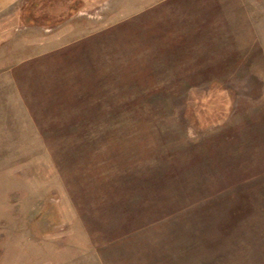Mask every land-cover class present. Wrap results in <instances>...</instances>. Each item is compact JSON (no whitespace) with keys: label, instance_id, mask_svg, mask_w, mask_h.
<instances>
[{"label":"rangeland","instance_id":"obj_1","mask_svg":"<svg viewBox=\"0 0 264 264\" xmlns=\"http://www.w3.org/2000/svg\"><path fill=\"white\" fill-rule=\"evenodd\" d=\"M27 1H0V264H264V0Z\"/></svg>","mask_w":264,"mask_h":264},{"label":"trees","instance_id":"obj_2","mask_svg":"<svg viewBox=\"0 0 264 264\" xmlns=\"http://www.w3.org/2000/svg\"><path fill=\"white\" fill-rule=\"evenodd\" d=\"M33 0H28L27 1V5H25V6H29V5H31V2H32ZM74 1V0H73ZM40 2H42V0H34V2L33 3H35V4H40ZM72 7V6H71ZM71 9H73V10H71ZM71 9H69V11H68V14H70L71 12H73V13H75V9L74 8H71ZM28 11V10H27ZM28 13V12H27ZM33 24V23H32ZM212 103H208V105L207 106H209L210 108L212 107ZM208 109V108H207ZM213 112H212V114L211 115H214V113H215V110H212Z\"/></svg>","mask_w":264,"mask_h":264},{"label":"crops","instance_id":"obj_3","mask_svg":"<svg viewBox=\"0 0 264 264\" xmlns=\"http://www.w3.org/2000/svg\"><path fill=\"white\" fill-rule=\"evenodd\" d=\"M0 1H2V0H0ZM75 3H76L75 0L74 1L73 0H69L68 10L72 8L71 6H75L76 5Z\"/></svg>","mask_w":264,"mask_h":264}]
</instances>
